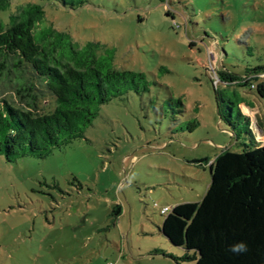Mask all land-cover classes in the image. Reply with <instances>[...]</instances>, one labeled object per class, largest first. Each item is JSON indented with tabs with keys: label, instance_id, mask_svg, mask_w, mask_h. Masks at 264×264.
Returning <instances> with one entry per match:
<instances>
[{
	"label": "rangeland",
	"instance_id": "obj_1",
	"mask_svg": "<svg viewBox=\"0 0 264 264\" xmlns=\"http://www.w3.org/2000/svg\"><path fill=\"white\" fill-rule=\"evenodd\" d=\"M28 1L37 0H12L0 18ZM42 3L45 24L113 48L115 68L142 78L101 104L80 138L43 158L0 156V264H176L185 251L159 231L161 208L201 200L209 162L249 142L218 111L248 114L264 142V98L216 77L239 82L264 68V0ZM26 71L0 77V101L26 108L31 87L34 110H52L54 97Z\"/></svg>",
	"mask_w": 264,
	"mask_h": 264
},
{
	"label": "trees",
	"instance_id": "obj_2",
	"mask_svg": "<svg viewBox=\"0 0 264 264\" xmlns=\"http://www.w3.org/2000/svg\"><path fill=\"white\" fill-rule=\"evenodd\" d=\"M42 1L49 0L21 3L7 20L0 18V77L18 76L26 69L54 97L53 109L42 114L34 110L31 87L26 108L0 101V156L7 161L43 158L52 148L80 138L101 104L120 96L126 80L134 83V77L142 78L115 68L113 48L95 41L79 44L69 32L45 24ZM56 1L73 7L89 0ZM11 3L0 0V12ZM216 77L225 83L249 84L264 98L262 67L239 82L226 71L220 70ZM235 103L239 106L242 101ZM218 113L237 142L243 134L249 142L243 138L238 151L221 150L209 162L210 180L201 200L179 203L161 213L159 231L171 246L185 251L173 256L176 264H264V145L255 139L251 120L241 110L228 104ZM112 214L117 217L120 208ZM239 243L247 250H230Z\"/></svg>",
	"mask_w": 264,
	"mask_h": 264
},
{
	"label": "clouds",
	"instance_id": "obj_3",
	"mask_svg": "<svg viewBox=\"0 0 264 264\" xmlns=\"http://www.w3.org/2000/svg\"><path fill=\"white\" fill-rule=\"evenodd\" d=\"M230 250L233 252H243V251H246L247 248H246L245 244L239 243L237 245L232 246V248Z\"/></svg>",
	"mask_w": 264,
	"mask_h": 264
},
{
	"label": "crops",
	"instance_id": "obj_4",
	"mask_svg": "<svg viewBox=\"0 0 264 264\" xmlns=\"http://www.w3.org/2000/svg\"><path fill=\"white\" fill-rule=\"evenodd\" d=\"M241 106H242V108H243V110L245 111V112H247V110L246 109H249V108H247L246 106H244L243 104H241ZM248 117H249V115L248 114H246ZM250 118V117H249ZM251 120V119H250ZM251 124H252V121H251ZM261 125V124H260ZM257 128H258V132L260 133V131L262 130V125H261V128H259L258 127V125L256 126ZM251 128H252V126H251ZM254 129L252 128V131H253ZM254 133V132H253ZM255 136V135H254ZM257 140V139H256ZM259 142V141H258ZM262 145H264V142H260ZM170 208H172V207H170Z\"/></svg>",
	"mask_w": 264,
	"mask_h": 264
},
{
	"label": "built area",
	"instance_id": "obj_5",
	"mask_svg": "<svg viewBox=\"0 0 264 264\" xmlns=\"http://www.w3.org/2000/svg\"><path fill=\"white\" fill-rule=\"evenodd\" d=\"M170 211V208L168 206H164L163 208H161L160 212L162 214H166L167 212ZM107 264H110V263H107Z\"/></svg>",
	"mask_w": 264,
	"mask_h": 264
}]
</instances>
